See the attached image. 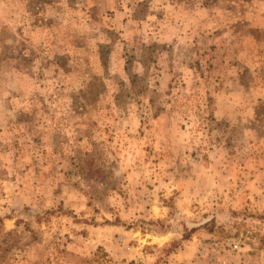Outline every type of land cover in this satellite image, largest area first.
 Listing matches in <instances>:
<instances>
[{"label": "rangeland", "instance_id": "374dc122", "mask_svg": "<svg viewBox=\"0 0 264 264\" xmlns=\"http://www.w3.org/2000/svg\"><path fill=\"white\" fill-rule=\"evenodd\" d=\"M0 219V264H264V0H0Z\"/></svg>", "mask_w": 264, "mask_h": 264}, {"label": "trees", "instance_id": "16d2710c", "mask_svg": "<svg viewBox=\"0 0 264 264\" xmlns=\"http://www.w3.org/2000/svg\"><path fill=\"white\" fill-rule=\"evenodd\" d=\"M0 224H1V219H0ZM1 227V226H0ZM2 233V230L0 229V234ZM9 235V234H8Z\"/></svg>", "mask_w": 264, "mask_h": 264}]
</instances>
